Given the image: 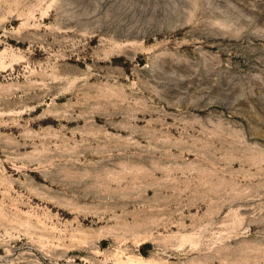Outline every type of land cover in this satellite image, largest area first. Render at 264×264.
<instances>
[{
  "label": "rangeland",
  "instance_id": "obj_1",
  "mask_svg": "<svg viewBox=\"0 0 264 264\" xmlns=\"http://www.w3.org/2000/svg\"><path fill=\"white\" fill-rule=\"evenodd\" d=\"M0 264H264V0H0Z\"/></svg>",
  "mask_w": 264,
  "mask_h": 264
}]
</instances>
